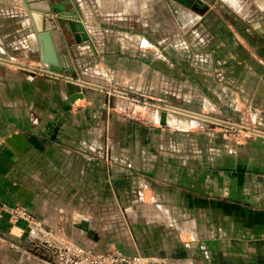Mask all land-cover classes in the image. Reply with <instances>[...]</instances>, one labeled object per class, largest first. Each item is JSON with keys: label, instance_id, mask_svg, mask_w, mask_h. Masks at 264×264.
I'll return each instance as SVG.
<instances>
[{"label": "crops", "instance_id": "crops-1", "mask_svg": "<svg viewBox=\"0 0 264 264\" xmlns=\"http://www.w3.org/2000/svg\"><path fill=\"white\" fill-rule=\"evenodd\" d=\"M17 1L0 0V54L37 63L39 43L30 9L24 0L23 4ZM73 2V10L64 13L73 12L83 23L97 53L89 60L91 67L77 70L81 73L78 83L88 79L107 86L73 85L63 79L71 76L67 70L62 77L44 73L46 76L37 74L30 79L20 65L0 61V205L22 206L64 231L71 215L79 220L74 225L87 239L93 225L88 223L86 207L107 206L102 208L101 221L109 223L107 230L115 229L116 221L122 222L123 232H112L114 239L107 240L102 228L95 230L93 245L87 246L95 252L116 246L127 255H142L161 264H241L245 253H264L257 245L264 243V40L251 31L254 47L237 35L222 44L205 43L206 51L196 52L195 28H190L196 21L185 28L173 7L181 8L180 4L171 0ZM183 9L195 15L189 8ZM170 19H174L175 29ZM135 24L136 32L123 30ZM148 26L154 39L147 36ZM164 30L173 33L168 43L171 54H167L171 61L159 49L148 47L168 42L157 40ZM189 30L185 39L181 34ZM180 37L184 41H177ZM54 40L60 62L65 58L72 69L83 65L80 56L85 54V46H69L61 35ZM146 41L149 44L143 46ZM127 48L135 52V59L123 57ZM149 55L176 70L171 92L178 101H186L182 104L186 106L179 102L172 106L194 112L204 107L213 112L210 115L215 118L209 119L234 121L229 124L241 126L245 132L243 140L234 139L241 143L229 140L223 144L225 139L214 133L212 138L204 135V141L210 142L208 151L196 152L195 127L187 121H170L178 116L170 112L167 122L172 129L167 138L172 150L163 152L158 142L164 137L158 134L150 139V127L143 126L137 139L130 133L129 123L113 117V107L124 102L111 97L115 92L112 84L120 85L124 93H148L149 82H155L149 89L153 93L168 87L158 67L155 73L150 71ZM231 64L234 68L228 70ZM152 113L149 120L158 122L160 116ZM116 125H123V132ZM181 136L187 149H181ZM137 141L139 148L135 149ZM149 142L158 148L151 149ZM135 158L142 176L140 199L133 201L128 194L130 179L116 174L132 173ZM84 189L91 192L83 194ZM120 204L127 208L117 213L115 207ZM4 215L0 214V260L5 248L13 256L18 253L25 237L20 221L14 223Z\"/></svg>", "mask_w": 264, "mask_h": 264}, {"label": "rangeland", "instance_id": "rangeland-1", "mask_svg": "<svg viewBox=\"0 0 264 264\" xmlns=\"http://www.w3.org/2000/svg\"><path fill=\"white\" fill-rule=\"evenodd\" d=\"M13 2V4H17L16 2H18L17 0H11ZM39 1H44L46 4H50L53 9L54 12L55 11H71L73 10L72 8L74 7V2L73 0H39ZM168 1V0H165ZM170 1V0H169ZM173 1V3H178L180 4L179 8L176 4L173 5V7L176 8V12H177V17L176 19L180 20V22H182L185 25V28L193 23L194 21L195 24L191 25L190 28L191 30H193L195 28V30L192 31V34L195 33V36L197 38H195V41H193L196 46L194 48V50H196V52H204L206 51V46L211 42V41H220L219 43H221V41H233L230 38L232 37L233 39H235V37L238 35V37L240 36V38L243 41H251L249 42L251 45L248 46H253L255 45V40L254 38H252V35L250 34V32L252 31L254 34H258L259 35V39H263L264 40V0H202L203 3L199 4L197 2V0H183L184 2L181 1H176V0H171ZM33 2H37V0H33ZM20 3H22V1L20 0ZM172 3V2H171ZM186 3V4H185ZM188 4V5H187ZM12 5V3H11ZM165 5V10L166 8V4ZM187 5V6H186ZM185 6V7H182ZM183 8H189L190 10H192L193 12H195V15H193L192 12L190 11H183ZM53 12V14H55ZM150 16V15H149ZM148 16V17H149ZM198 16H201L200 18ZM54 18L55 17H51ZM135 20H132L131 23H134ZM72 22H74V19H72ZM170 23H172L173 28L175 29V22L174 19H170L169 20ZM59 24V22H57ZM239 23H243L246 27L242 28ZM46 25L48 23H45ZM45 24H43V26L45 27ZM127 26V25H126ZM49 27V24H48ZM199 28V30H197ZM148 31L146 32L149 38L154 39V37L152 36V31L151 27L148 26L147 27ZM240 29L242 31H240ZM57 30L60 31L61 33V37L64 41L67 42V45L71 46V45H79V46H85V54L81 55L80 57H84V63L83 65H81L79 68L77 67L76 69L73 67L68 69L67 71H69L71 76H65L66 81L70 82L71 84L75 85L77 84L79 87L84 88V87H88L90 86L89 84H93V85H97L99 87H106L107 84L103 83V82H93L90 80H86V82H82L83 84H79L77 83L76 80H79V76H81V73H78L77 70H79V72H81L82 70H87L89 67H91V62H89L90 58L93 57V55L97 56L96 50L92 47V45H90L89 41H83L81 39L80 32H77V34H74L73 32H67V34L64 32V27H57ZM123 30L125 31H131V32H136V30H138V26L133 25V28H128V27H124ZM188 32L190 35V30L187 31L184 35L181 34L185 39L189 38L188 37ZM233 32V34H232ZM243 32V33H242ZM229 33H231L232 36L229 35ZM173 33L168 31V30H164L162 32L159 33V37L157 40L159 41H168L167 43H162L160 42L159 46H148L151 49H159L160 52H163V54L166 56V58L168 60L171 61L170 55L167 57V54H171V46H169L168 43H171V35ZM76 35L79 36V38H76ZM235 36V37H234ZM90 37V41L92 42V44L95 45L94 41L92 40V36ZM170 37V38H169ZM180 37L177 41H184V38ZM169 38V39H168ZM241 40V41H242ZM254 40V41H252ZM259 40V41H260ZM79 41V42H76ZM153 42V41H152ZM123 43L130 45L131 43H134V41H124ZM159 43V42H158ZM205 43L207 44L205 46ZM149 42L146 41L145 45H148ZM229 44H231V42H229ZM243 45V44H242ZM96 47V46H95ZM129 47V46H128ZM217 49V48H216ZM241 50L239 49V52ZM229 52V51H228ZM133 55V58L132 56ZM239 55V54H238ZM123 57H126L128 59H135V52H131V50L129 48H127V50H124V54ZM246 57V56H245ZM88 58V59H87ZM149 61L151 62V69L150 70L152 73H155V67H158L159 71H162L164 73V80L167 82L168 81V87L165 88L164 92L162 91V89H159L158 92H151L150 90L152 89L151 85H154L155 82H149L147 86H149L148 89V93H143V92H139V91H135V92H130V93H126L125 95H123V88L118 85V84H112V87H114L113 89L115 91H119L120 93L117 92H113V94L111 95V97L119 99V100H123L124 104L123 105H118L116 104V106L113 107V113L116 119H122L125 123H129L132 126V129L130 130V133H132V135H137V139L141 134V129L143 126H147L150 127V135L151 138L153 139V137H155L156 135H161L162 137H164L163 141L158 142L159 144V151H163V152H169L170 150H172L171 147V143L168 142V138L167 135L171 134V126H168L166 124H161L160 123V117H159V121L158 122H151L149 120V117L152 118L151 114H153L152 112H157L158 115H161V112L163 110L167 111V118L168 115L170 114V112H172L174 115H178L184 118H190L193 120H210L212 122L208 123L206 122V126L205 125H201L200 122L195 124L192 127H195L193 129H195L196 132V139H195V144L193 146V148L195 149L196 152H204L208 151V145L210 144L209 141H204V135H206V137H211L212 138V134L217 133L219 134L221 137H223L225 139V141L223 142V144H226L229 140H233L237 143H241L238 142L234 139H238V140H243L245 138V132H242L240 129L242 128L241 126H233L229 123H235L234 121H230L227 120V118L223 119H219L217 120H212L209 119L210 118V114H213L212 110L210 109H205L204 107L202 109H199V111H189L186 109H182V108H178L177 107V103L178 104H186V101L184 102L183 100L178 101V96L172 94L171 92V88H170V81L172 79V76L175 74L176 70L174 68H171L170 65H166L165 62H162L161 58H157L156 56L153 55H149ZM0 61L3 62L4 64L7 65H20L19 67H23L24 68V72L27 74V77L32 79L33 77H35L37 74L39 75H44L46 76L44 73V71L47 70V68H43V66L41 65V63H39V60L37 61V63L35 61H33V59H28L27 57L22 58L21 60L17 61L14 60V58H11V56L8 55H3L0 54ZM245 62V61H244ZM249 62V61H248ZM170 64V62H169ZM187 63L185 62L183 65H186ZM35 65V66H33ZM34 67V68H33ZM228 70L233 69L234 66L228 65ZM91 69H89V73L92 74V70L90 72ZM157 70V69H156ZM173 70V71H172ZM66 71V70H65ZM86 72V71H85ZM49 75V74H48ZM64 75V74H63ZM54 76V75H52ZM57 77V76H56ZM152 80V79H151ZM80 81V80H79ZM89 81V82H88ZM153 81V80H152ZM81 82V81H80ZM92 87V86H91ZM100 89V88H98ZM150 89V90H149ZM202 94V93H201ZM181 97H183V95H181ZM125 99V101H124ZM197 103L196 104H203V100L199 102V100H196ZM175 105V106H172ZM180 105V106H181ZM169 106L173 107L174 110L170 111ZM182 106H186V105H182ZM208 116V118H207ZM206 117V118H205ZM213 117V116H211ZM196 118V119H195ZM215 118V117H213ZM221 120V121H220ZM205 121H202V123ZM227 122V123H225ZM185 126H182V129H186L184 128ZM120 129L121 132H123V125L122 126H118L116 125V129ZM191 128V127H189ZM250 132L254 133V134H261L258 130L256 129H249ZM258 131V132H256ZM244 135V136H243ZM244 137V138H243ZM186 139V138H185ZM181 145H183V148L181 146V149H187L188 148V143L187 141L182 139L181 136ZM133 145H135V149L139 148V141H137V143H133ZM211 145L214 146V142H211ZM137 146V148H136ZM191 146V147H192ZM149 147L152 149H156L158 148V146H154L151 145V143L149 142ZM127 148V147H126ZM203 153V154H204ZM134 160V165L135 167L130 168L132 173H124L121 171L117 172L116 176L117 178L119 177H128L130 180L128 181V194H129V198H131L133 201L140 199V176H142V174H140V169H139V161L137 158L133 159ZM197 162H199L200 159H196ZM154 161V160H153ZM153 165H155V163H153ZM141 171L144 173V169H141ZM151 184L154 183V181L150 180ZM159 188L163 189L166 186H162L159 185ZM119 190V189H118ZM116 190V191H118ZM77 191V190H76ZM83 194H88L91 191L90 190H86L84 189ZM161 192V191H160ZM104 196L106 197V193L105 191H103ZM103 194H101L100 197H104ZM119 196L120 195V190H119ZM73 198V196H72ZM71 200V199H70ZM107 207V206H88L86 208H88L86 211H84L90 218L91 222H88L90 225L92 223L93 228H90L93 231H89L88 233V239L86 238L85 235H83L80 231L77 230V228L75 227V223H79L77 219H74V217H72L71 215H69V219L68 221H66L65 223V227L64 229H66L65 231L57 226H53L52 224L55 223H45L43 222L38 216L33 215L29 210H27L26 208L22 207V206H18V205H0V214H5L4 216H7L9 220H12L10 217V215L7 213V211H5L4 209H8V208H19V209H25L27 211H29L33 216H35L37 219L41 220L43 225L45 226V228L51 229V228H60L63 230V232L66 234V236L81 244L82 246L86 247L87 246H92L93 245V241L92 238L94 235V233H96L95 230H100V228L103 229L102 233L103 236L107 238H112L114 239L112 235L110 234H115L112 232H117V233H121L123 232V226L121 225L122 222H115V229H111L109 228V230H107V226H109L108 222L105 221H101V217H103L102 213V208ZM69 208H71L69 206ZM116 212H123L125 209L127 208L125 206H123L122 204H120L119 206L117 205L116 207ZM91 216V217H90ZM97 218L100 219V222L97 221ZM74 223H72L73 221ZM14 221V220H12ZM20 221V225L22 224L24 230H23V236L24 239H22V241H24V246L23 244H21L20 246V250L18 253H16L14 256L12 253H10L6 248L3 250V255H2V259L0 260V264H15L18 261H20L21 259L25 258V253L27 254V252L34 250L33 248V243L32 241H30V237H29V232L27 230V224L22 221ZM95 222V223H94ZM14 223H18V221L14 222ZM229 228V225H228ZM108 235L110 237H108ZM261 240L263 238H260ZM257 245H261V250H264V243L263 242H259L257 243ZM103 246L99 247H95V250H101ZM114 248V249H113ZM89 249V248H88ZM93 249V248H91ZM108 249H113V250H118L119 252H121L119 249L116 248V246H113L111 248ZM107 249V250H108ZM122 254H125L123 252H121ZM244 259L243 262L241 264H264V253H258V254H254V253H245L243 255ZM10 259V260H9ZM2 262V263H1Z\"/></svg>", "mask_w": 264, "mask_h": 264}, {"label": "built area", "instance_id": "built-area-1", "mask_svg": "<svg viewBox=\"0 0 264 264\" xmlns=\"http://www.w3.org/2000/svg\"><path fill=\"white\" fill-rule=\"evenodd\" d=\"M4 210L13 222L22 220L27 224L29 240L33 243L34 250L27 252L25 258L15 264H161L153 258L122 254L118 250L92 251L69 239L60 228H45L41 220L25 209Z\"/></svg>", "mask_w": 264, "mask_h": 264}, {"label": "water", "instance_id": "water-1", "mask_svg": "<svg viewBox=\"0 0 264 264\" xmlns=\"http://www.w3.org/2000/svg\"><path fill=\"white\" fill-rule=\"evenodd\" d=\"M24 1L26 3V6L28 7L27 9H30L31 20L34 29L33 33L36 35L37 42L39 43V62L46 66L47 68V71L45 72L46 74L62 77L63 76L62 72L70 69L71 67L69 64H67L65 58L64 60H62V62H60L59 55L56 52L54 34H59V36L61 35L60 31L57 30V27L63 26L65 30L64 32L66 34L67 32L70 33L73 32L74 34L80 32L79 36L81 37V39L83 41H89L90 45H92L89 34L87 33L82 22L72 17L61 15L66 11L60 10L54 12L53 7L47 3L48 12L55 13V19L51 17L50 19H48L47 17H45L46 14L45 11L43 12V14H41L34 12V10L33 11L31 10L32 9L31 7L35 6V2H33V0H24ZM176 1L184 2L183 0H176ZM197 2L199 4L203 3L202 0H197ZM37 15H39L38 19L36 17ZM72 19H74V22H72ZM57 22H59V24ZM45 23H48L49 27L48 24L46 25ZM43 24H45V27L43 26ZM79 36L76 35V38L78 39ZM81 96L82 94H80V97ZM160 123L170 126L167 122V111L165 110L161 112ZM205 123L206 122H203L202 124L205 125ZM232 125L235 126L234 124ZM82 224L87 225V223H82ZM148 264H157V263L150 262Z\"/></svg>", "mask_w": 264, "mask_h": 264}, {"label": "bare ground", "instance_id": "bare-ground-1", "mask_svg": "<svg viewBox=\"0 0 264 264\" xmlns=\"http://www.w3.org/2000/svg\"><path fill=\"white\" fill-rule=\"evenodd\" d=\"M25 5H26V3H25ZM26 8H28L27 6H26ZM32 9V11L34 10V12H36V13H41V14H43V12L45 11V13L46 14H53V13H50V12H48V10H47V4L44 2V1H39V0H37V2H35V6L34 7H31ZM47 11V12H46ZM69 12V11H68ZM66 14V15H65ZM72 14H73V12H70V13H63V14H61V15H64V16H67V17H72V18H74V19H77V17H74V16H72ZM30 15V14H29ZM55 15V14H54ZM38 16L39 15H37L36 17H37V19H38ZM30 18H31V15H30ZM78 20V19H77ZM81 22V21H80ZM83 24V23H82ZM85 27V26H84ZM86 29V28H85ZM54 37L55 38H59V34H54ZM41 65L43 66V68L45 67L46 68V66L44 65V64H42L41 63ZM47 71V70H46ZM46 71H44V72H46ZM78 82H80V81H77V83ZM170 108V110H174V109H172V107H169ZM177 109V108H176ZM182 115V114H181ZM181 115L180 116H177V117H175V118H173V119H171V118H169V120L170 121H174V122H176L175 120H177V122H179V123H181V124H185V121H187L188 123H192L193 125H195V124H197V123H199L200 122V124L201 125H203L202 124V121H205V120H193V121H188V119H191L192 117H190V118H184V117H181ZM169 116V115H168ZM184 119V120H183ZM196 119V118H195ZM192 125V126H193ZM235 126H237V125H235ZM240 127V126H239ZM25 256H26V253H25Z\"/></svg>", "mask_w": 264, "mask_h": 264}]
</instances>
